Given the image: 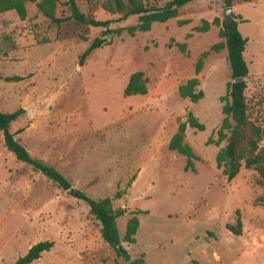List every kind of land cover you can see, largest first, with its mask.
Listing matches in <instances>:
<instances>
[{
	"label": "rangeland",
	"instance_id": "374dc122",
	"mask_svg": "<svg viewBox=\"0 0 264 264\" xmlns=\"http://www.w3.org/2000/svg\"><path fill=\"white\" fill-rule=\"evenodd\" d=\"M35 1L25 0L23 19L12 10L0 13V110L23 109L9 127L14 138L71 187L93 199L110 197L120 244L139 264H264V188L258 174L241 167L227 179L215 163L225 143L216 140V129L230 70L226 49L210 47L221 41L212 20L224 16L226 0H191L174 17L132 32L126 27L138 22L135 14L119 19L118 13L99 5L87 9L84 0H76L81 11L107 24L54 23L37 12ZM149 1L161 6L167 0ZM229 6L246 38V101L259 111L264 0H229ZM68 13L61 0L56 15ZM202 21L208 22L204 31L196 28ZM95 38L101 44L78 65V55ZM136 70L146 92L124 96ZM12 75L22 78L4 79ZM193 76L202 90L196 101L177 93ZM188 113L203 129L185 126L183 142L194 154L185 169V157L167 143ZM132 215L138 225L133 242H127L122 236ZM236 218L239 235L225 227ZM41 240L51 246L28 264H127L102 240L86 203L17 160L0 133V264H14Z\"/></svg>",
	"mask_w": 264,
	"mask_h": 264
},
{
	"label": "trees",
	"instance_id": "16d2710c",
	"mask_svg": "<svg viewBox=\"0 0 264 264\" xmlns=\"http://www.w3.org/2000/svg\"><path fill=\"white\" fill-rule=\"evenodd\" d=\"M61 0H37L34 2L37 12L54 23L64 19H72L75 23L88 24L91 26H104L108 20L95 19L91 14L79 9L76 0H62L68 8L66 16L56 15L58 4ZM87 9L99 5L109 13H118L119 19H124L129 15H137L138 22L127 26L128 32L135 29L148 30L152 22H163L176 15L177 9L191 0H167L161 6H156L149 0H100L98 4H91L92 0H84ZM25 0H0V13L12 10L20 18L26 16ZM229 6V0H226ZM239 16L231 13L229 17L223 16L220 20L213 18L212 22L218 25V37L221 41L211 45V49L218 50L220 47L226 49V60L229 65L230 81L226 84L225 94L222 96L223 103L221 112L223 114L220 124L216 129V140L225 141L215 154L217 167L222 168V173L227 179L234 177L241 167L253 169L258 174V184L264 188V106L261 110L250 107L244 94L246 88L245 78L247 76V65L243 57V50L246 38L242 36L237 28ZM207 21H202L198 30H206ZM101 39H93L88 46L78 55L77 64L82 65L84 58L89 52L101 44ZM180 46H182L180 44ZM207 51L201 52L196 59L194 71L197 73L202 65V58ZM22 77L19 75L5 76L6 81H17ZM199 80L196 76L190 77L177 86V93L181 97H187L191 101H196L202 96V90L196 89ZM146 92L145 78L141 71L136 70L129 74L125 86L122 90L124 96L132 94H144ZM22 107H17L10 112L0 110V133L3 146L13 153L14 157L31 165L45 177L56 183L63 189L71 188L70 194L84 201L88 207V212L99 223V234L127 264H139L140 258L130 259L127 250L120 244V237L117 231L115 218L118 211H115L108 196L93 199L84 191L71 187L69 180L56 168L47 165L40 160L33 158L26 148L14 138L9 127L21 113ZM188 125L198 130L203 129V125L198 122L191 113L187 114L186 120L179 122L176 131L170 136L167 147L185 157L184 168L191 167V158L194 154L188 144L183 142L185 126ZM264 205V197L262 198ZM138 220L135 215L130 216L125 222L123 240L133 242ZM225 227L234 235L240 234L241 222L236 218L234 224H225ZM51 246V241L41 240L33 243L19 256L14 264H28L37 259L40 253Z\"/></svg>",
	"mask_w": 264,
	"mask_h": 264
},
{
	"label": "water",
	"instance_id": "95a60500",
	"mask_svg": "<svg viewBox=\"0 0 264 264\" xmlns=\"http://www.w3.org/2000/svg\"><path fill=\"white\" fill-rule=\"evenodd\" d=\"M230 9H231L230 6H227V7L224 8V16H225V17H229V16H230ZM107 37H108V36H107ZM67 190L70 191L71 188H68Z\"/></svg>",
	"mask_w": 264,
	"mask_h": 264
},
{
	"label": "crops",
	"instance_id": "0c3cea01",
	"mask_svg": "<svg viewBox=\"0 0 264 264\" xmlns=\"http://www.w3.org/2000/svg\"><path fill=\"white\" fill-rule=\"evenodd\" d=\"M24 4H25V2H24ZM26 8V7H25ZM8 11H10V10H8ZM264 231V230H263ZM263 233V232H262Z\"/></svg>",
	"mask_w": 264,
	"mask_h": 264
}]
</instances>
